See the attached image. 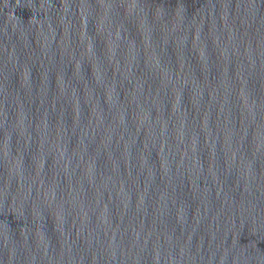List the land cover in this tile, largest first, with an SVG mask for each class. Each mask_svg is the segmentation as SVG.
I'll return each mask as SVG.
<instances>
[{"label": "water", "instance_id": "water-1", "mask_svg": "<svg viewBox=\"0 0 264 264\" xmlns=\"http://www.w3.org/2000/svg\"><path fill=\"white\" fill-rule=\"evenodd\" d=\"M0 264H264V0H0Z\"/></svg>", "mask_w": 264, "mask_h": 264}]
</instances>
